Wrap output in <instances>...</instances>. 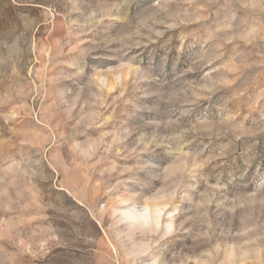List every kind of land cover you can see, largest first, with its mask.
<instances>
[{"label": "rangeland", "instance_id": "1", "mask_svg": "<svg viewBox=\"0 0 264 264\" xmlns=\"http://www.w3.org/2000/svg\"><path fill=\"white\" fill-rule=\"evenodd\" d=\"M0 264H264V0H0Z\"/></svg>", "mask_w": 264, "mask_h": 264}, {"label": "bare ground", "instance_id": "2", "mask_svg": "<svg viewBox=\"0 0 264 264\" xmlns=\"http://www.w3.org/2000/svg\"><path fill=\"white\" fill-rule=\"evenodd\" d=\"M129 212V211H128ZM128 214V213H127ZM129 215V214H128Z\"/></svg>", "mask_w": 264, "mask_h": 264}]
</instances>
